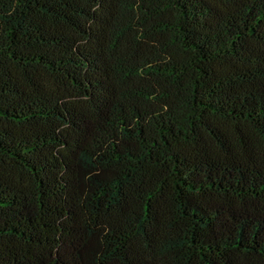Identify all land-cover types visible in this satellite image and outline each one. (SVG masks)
<instances>
[{
	"label": "trees",
	"instance_id": "obj_1",
	"mask_svg": "<svg viewBox=\"0 0 264 264\" xmlns=\"http://www.w3.org/2000/svg\"><path fill=\"white\" fill-rule=\"evenodd\" d=\"M0 264H264V0H0Z\"/></svg>",
	"mask_w": 264,
	"mask_h": 264
}]
</instances>
